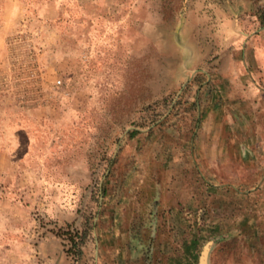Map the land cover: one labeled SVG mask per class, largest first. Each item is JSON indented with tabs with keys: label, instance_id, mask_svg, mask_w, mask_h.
<instances>
[{
	"label": "rangeland",
	"instance_id": "obj_1",
	"mask_svg": "<svg viewBox=\"0 0 264 264\" xmlns=\"http://www.w3.org/2000/svg\"><path fill=\"white\" fill-rule=\"evenodd\" d=\"M241 23L264 0H0V264H264Z\"/></svg>",
	"mask_w": 264,
	"mask_h": 264
},
{
	"label": "crops",
	"instance_id": "obj_2",
	"mask_svg": "<svg viewBox=\"0 0 264 264\" xmlns=\"http://www.w3.org/2000/svg\"><path fill=\"white\" fill-rule=\"evenodd\" d=\"M244 20L243 18L241 19ZM253 24L255 20L250 21ZM240 34L245 37L243 41V61L239 62L236 59L232 61L233 68L235 70L234 76L227 74L225 72L222 76H219V80H247L244 77L243 69L247 64H252L254 69L258 70V65L260 66L264 64V43L262 39L264 38V27L259 26L258 28L252 30L250 34L247 33V25L246 23H241ZM261 42V43H260ZM260 43V44H259ZM231 63V62H230ZM231 67V66H230ZM222 69H227L228 67L224 66ZM242 85V83H239Z\"/></svg>",
	"mask_w": 264,
	"mask_h": 264
},
{
	"label": "water",
	"instance_id": "obj_3",
	"mask_svg": "<svg viewBox=\"0 0 264 264\" xmlns=\"http://www.w3.org/2000/svg\"><path fill=\"white\" fill-rule=\"evenodd\" d=\"M209 250V245L205 248V251L203 252L202 258H201V264H206V258Z\"/></svg>",
	"mask_w": 264,
	"mask_h": 264
},
{
	"label": "trees",
	"instance_id": "obj_4",
	"mask_svg": "<svg viewBox=\"0 0 264 264\" xmlns=\"http://www.w3.org/2000/svg\"><path fill=\"white\" fill-rule=\"evenodd\" d=\"M136 131H133L132 134H134Z\"/></svg>",
	"mask_w": 264,
	"mask_h": 264
}]
</instances>
